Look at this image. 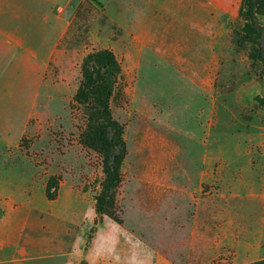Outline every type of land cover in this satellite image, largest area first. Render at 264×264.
<instances>
[{"label":"rangeland","instance_id":"rangeland-1","mask_svg":"<svg viewBox=\"0 0 264 264\" xmlns=\"http://www.w3.org/2000/svg\"><path fill=\"white\" fill-rule=\"evenodd\" d=\"M26 95L25 131L0 112V227L49 213L87 249L116 226L161 264H264V0H86Z\"/></svg>","mask_w":264,"mask_h":264},{"label":"crops","instance_id":"crops-1","mask_svg":"<svg viewBox=\"0 0 264 264\" xmlns=\"http://www.w3.org/2000/svg\"><path fill=\"white\" fill-rule=\"evenodd\" d=\"M85 1L0 0V79H6L4 84L0 80V93L12 91L22 95H14L16 99L13 101H2L0 98V112H11L8 117L13 123L19 122L22 131L31 119L33 108L29 105V110L24 113L22 102L18 100L22 101L28 94L26 97L35 105L49 62L74 14ZM33 77L38 79L36 84L25 81ZM8 127L0 123V142H4L3 137L9 136ZM5 221V225L0 227V264L162 263L151 249L140 244L131 234L121 233L116 226L111 228V235L99 232L96 243L87 249L81 244V238L75 239L76 244H72L65 235L56 236V231L51 228L57 223L49 213L40 216L34 211L13 212L6 215ZM12 221L17 223L15 229L10 226ZM57 238L63 241L57 243ZM121 238L127 239L124 243L128 248L126 253L132 257H118L99 247V244H107L113 249L116 245L120 246Z\"/></svg>","mask_w":264,"mask_h":264},{"label":"trees","instance_id":"trees-1","mask_svg":"<svg viewBox=\"0 0 264 264\" xmlns=\"http://www.w3.org/2000/svg\"><path fill=\"white\" fill-rule=\"evenodd\" d=\"M94 57H90L88 63L91 64V62L93 61ZM97 59L100 61V63H103L102 65L99 64V66L103 67L104 72V76H108L107 73V68L113 67V60H111L110 56L108 54H102L99 55V57H97ZM96 66V64H94ZM91 67V66H90ZM92 68V67H91ZM94 70V69H93ZM98 71L100 72V70L98 69ZM98 74V73H97ZM86 80L89 82V84H91L92 86H95L94 90L92 91V99L98 102H106L108 101V91L103 90V86H105V84L107 85V80L106 79H102L100 77V79L95 78L93 76V74H89L86 76ZM84 94H86L85 91H82L80 94H78L79 96H83ZM104 133V131L102 132V134Z\"/></svg>","mask_w":264,"mask_h":264}]
</instances>
